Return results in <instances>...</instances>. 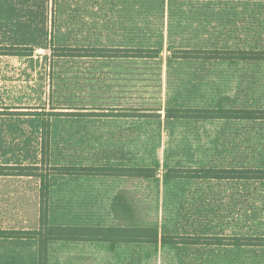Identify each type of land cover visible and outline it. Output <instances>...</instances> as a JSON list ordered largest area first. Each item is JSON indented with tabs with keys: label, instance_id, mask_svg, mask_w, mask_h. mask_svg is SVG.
I'll return each instance as SVG.
<instances>
[{
	"label": "rangeland",
	"instance_id": "374dc122",
	"mask_svg": "<svg viewBox=\"0 0 264 264\" xmlns=\"http://www.w3.org/2000/svg\"><path fill=\"white\" fill-rule=\"evenodd\" d=\"M0 163L40 160L50 115L52 165L150 166L151 178L51 176L55 225L135 224L160 234L263 235L264 180L172 179L167 167H264V120L165 119L164 108H264V61L178 60L174 48L264 49V0H0ZM151 47L157 58L56 56V47ZM152 109L160 118L92 116ZM40 183L0 176V228H35ZM104 247V248H102ZM32 240L0 239V264H36ZM48 264H264V247L121 243L50 245Z\"/></svg>",
	"mask_w": 264,
	"mask_h": 264
},
{
	"label": "trees",
	"instance_id": "16d2710c",
	"mask_svg": "<svg viewBox=\"0 0 264 264\" xmlns=\"http://www.w3.org/2000/svg\"><path fill=\"white\" fill-rule=\"evenodd\" d=\"M160 50L151 47H56V56L97 58H157ZM29 46H1L0 55L31 56ZM171 59L178 60H226L264 61V49L243 48H174ZM55 114V113H54ZM42 120V143L40 160L30 164H1L0 176L30 177L40 183V207L35 228H0V239L32 240L37 246V263L47 264L48 247L53 241L117 243H162L199 246L264 247L263 235H202V234H160L156 227L135 224L136 211L124 191H118L112 198L110 210L119 224L106 225H55L49 222L47 195L51 176H118L151 178L157 169L150 166H94V165H52L50 164V115ZM92 116H113L130 118H160L156 110L135 108L133 111L111 110L110 113H87ZM165 119H224L264 120V108L231 107L218 101L212 107L164 108ZM164 175L172 179L260 181L264 180V167L252 166H195L167 167Z\"/></svg>",
	"mask_w": 264,
	"mask_h": 264
},
{
	"label": "crops",
	"instance_id": "0c3cea01",
	"mask_svg": "<svg viewBox=\"0 0 264 264\" xmlns=\"http://www.w3.org/2000/svg\"><path fill=\"white\" fill-rule=\"evenodd\" d=\"M66 225H79V224H66ZM54 242H61V243H67V242H69V243H90V244H94V246H96V247L97 246L101 247L103 245V246H106V248L109 249L110 251L115 250L117 244H121V243H117L115 245H110L108 243H100V242H71V241H53L51 243H54ZM51 243L49 244V247H48V259H49V250H50ZM102 248H104V247H102ZM47 264H48V261H47Z\"/></svg>",
	"mask_w": 264,
	"mask_h": 264
}]
</instances>
